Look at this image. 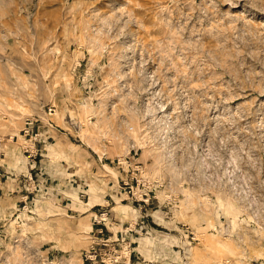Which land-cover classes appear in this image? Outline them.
<instances>
[{"label": "rangeland", "instance_id": "374dc122", "mask_svg": "<svg viewBox=\"0 0 264 264\" xmlns=\"http://www.w3.org/2000/svg\"><path fill=\"white\" fill-rule=\"evenodd\" d=\"M0 174V264H264V0H0Z\"/></svg>", "mask_w": 264, "mask_h": 264}, {"label": "built area", "instance_id": "2783aa9c", "mask_svg": "<svg viewBox=\"0 0 264 264\" xmlns=\"http://www.w3.org/2000/svg\"><path fill=\"white\" fill-rule=\"evenodd\" d=\"M55 109L54 107H50L49 108V114H54ZM37 119L35 118H27L25 121V129H24V133L25 136L30 135L31 137H33V135L35 134L36 136H38V133H36V129H37V125H36ZM36 140V139H35ZM135 169L137 171H141V166L139 164H137L135 166ZM3 175L0 174V180L2 178ZM148 196V195H147ZM142 200L144 202H148L150 200L149 197H144L142 198ZM109 220V214L108 211H104L101 213V215L99 217H95L94 219V225L97 226L96 232H98L99 234H102L104 232L105 227H107V221ZM106 243V241H105Z\"/></svg>", "mask_w": 264, "mask_h": 264}, {"label": "crops", "instance_id": "0c3cea01", "mask_svg": "<svg viewBox=\"0 0 264 264\" xmlns=\"http://www.w3.org/2000/svg\"><path fill=\"white\" fill-rule=\"evenodd\" d=\"M97 227V226H96Z\"/></svg>", "mask_w": 264, "mask_h": 264}]
</instances>
